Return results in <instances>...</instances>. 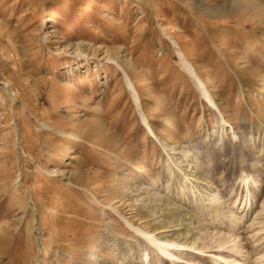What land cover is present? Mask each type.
Wrapping results in <instances>:
<instances>
[{"label": "rangeland", "instance_id": "obj_1", "mask_svg": "<svg viewBox=\"0 0 264 264\" xmlns=\"http://www.w3.org/2000/svg\"><path fill=\"white\" fill-rule=\"evenodd\" d=\"M263 206L264 0H0V264L262 260Z\"/></svg>", "mask_w": 264, "mask_h": 264}, {"label": "bare ground", "instance_id": "obj_2", "mask_svg": "<svg viewBox=\"0 0 264 264\" xmlns=\"http://www.w3.org/2000/svg\"><path fill=\"white\" fill-rule=\"evenodd\" d=\"M177 54L180 56L184 66L187 68V70L191 73V75L197 80L198 84H199V87L202 88V91H203V94L204 96L211 102L214 104L213 100L209 97L208 95V92L205 88V85H204V82L200 79V77L196 74L192 64L186 60L183 55H182V52L180 51H177ZM114 62H117L116 59L114 58H111ZM120 65V64H119ZM122 67V71H123V74H124V77L129 85V87H131L133 90H135L134 88V85H133V82L131 81V79L129 78L128 74L126 73V70L123 68L122 65H120ZM136 100V99H135ZM147 124V129L150 130L152 132V134H154L151 126L149 123H146ZM245 182V181H244ZM247 183V182H246ZM260 185V183L258 182V180H255L253 181L252 183V187L251 189L249 190H252V192L250 193L252 195V199H254V194L255 192L259 191V188L257 189V186ZM248 190V192H249ZM218 195H214L212 197L213 201H217L218 199ZM208 203V202H207ZM209 204V203H208ZM252 202L250 201L249 203V207H248V210L252 211L254 208L252 206ZM262 206V205H261ZM264 207V206H263ZM261 209V208H260ZM248 211V212H250ZM257 212L259 211H256L254 215L257 214ZM243 214V213H242ZM244 215V214H243ZM242 215V216H243ZM257 216V215H256ZM255 216V217H256ZM255 217H253L255 219ZM257 222V221H256ZM136 230H138L141 234H143V236H145L151 243V246H153V248H156L157 250H159V252H161V254H163L165 257H168V258H173L175 260H181V256H177L174 254L173 250L174 249H179V250H189V251H193L195 253H201V252H205L206 251H209V253H206L204 255H209L211 257V259L213 260H216V264H264V259H258L259 256H257L255 253L258 251L259 252V249L263 251L264 253V235L261 233L258 235V231L257 232H252L251 234H248V237L251 236V239L252 241L254 240L253 244H252V247H253V250L255 251V256H249L250 260L247 261L246 263V260H241L239 258H236V257H232V256H224L223 254H220L217 252V249H209V250H204L203 248H200V247H195V246H187V245H183V244H177L175 242H168V241H162L161 239H159V237H156L154 234L152 233H149L143 229H139V228H136ZM261 231V230H260ZM258 235V236H257ZM257 236V237H255ZM255 237V238H254ZM250 238V237H249ZM221 249V247H220ZM220 249H218L220 251ZM222 250V249H221ZM224 250V249H223ZM252 250V251H253ZM257 250V251H256ZM215 251V252H214ZM251 251V252H252ZM250 253V252H249ZM262 253V252H261ZM147 254V253H146ZM148 255V254H147ZM145 255V256H147ZM179 255V254H178ZM257 256V258H256ZM264 257V256H263ZM261 258V255L260 257ZM184 261V260H182Z\"/></svg>", "mask_w": 264, "mask_h": 264}]
</instances>
